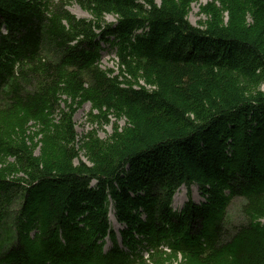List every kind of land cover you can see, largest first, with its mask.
Listing matches in <instances>:
<instances>
[{"label": "trees", "instance_id": "trees-1", "mask_svg": "<svg viewBox=\"0 0 264 264\" xmlns=\"http://www.w3.org/2000/svg\"><path fill=\"white\" fill-rule=\"evenodd\" d=\"M216 1L195 27L176 0H0V264H264V93L251 90L264 0ZM103 43L118 46V74L101 67ZM84 102L127 127L89 134L77 164ZM193 183L208 202L175 211ZM236 199L244 221L227 246Z\"/></svg>", "mask_w": 264, "mask_h": 264}, {"label": "rangeland", "instance_id": "rangeland-1", "mask_svg": "<svg viewBox=\"0 0 264 264\" xmlns=\"http://www.w3.org/2000/svg\"><path fill=\"white\" fill-rule=\"evenodd\" d=\"M181 5H186V9L188 10V19L192 25L195 27H205L207 22L210 19V15L206 12V7L208 4L213 3L219 9V3L216 0H176ZM158 5L163 3V0H155ZM68 10L80 20L86 21H95L94 17L87 11L83 10L79 5L71 3L68 6ZM223 18H227L226 14H224ZM106 24H116L117 18L113 15L105 16ZM140 33V32H139ZM102 57H101V67L106 71H112L113 74H118L120 72L119 67V58H118V46L111 44H102ZM7 62V61H5ZM141 85H145L146 83L140 80ZM151 88V87H147ZM252 92H263L264 93V80H262L259 85L251 87ZM64 107V104H62ZM76 112L73 117V122L75 124V129L77 132V139L73 145L76 148L77 160L75 161L77 164L79 161L87 162V159L83 156V149L85 143V138L89 134L95 135L98 139L102 141H108L112 136L114 129L118 126L120 129H124L127 127V123L125 119H116L110 115L107 116L109 122L105 120V116L99 115V113L93 109L92 104L89 102H84L78 106H76ZM31 132H39V128H31ZM41 138L43 136H39L35 139L37 146L34 145V156L38 157L41 155L42 151V143ZM88 141V139L86 140ZM64 146L63 143H60ZM75 153V154H76ZM10 161V159H8ZM88 164V163H87ZM22 176V173L19 174V177ZM95 185V182L92 183ZM200 185L197 183H193L190 189L186 187V185L180 186L174 194L172 208L177 212H182L187 205V203L192 200L196 205L201 206L207 203V196L203 194ZM243 201L240 199H236L231 202L228 207V214L226 219V225H224L223 235L221 244L231 246L234 239V230L237 225L244 221V215L242 214L241 206ZM109 221L112 229L116 232L119 243L122 245V237L121 232L126 229V226L120 224L115 216V208L113 205L110 207L109 213ZM219 221V217L216 222ZM264 222V220H263ZM25 224V222L23 223ZM36 232H32L31 238H33ZM104 250L108 252L112 248V242L109 238H106ZM35 246V244H33ZM140 248V247H138ZM165 264H183L182 257L180 255L177 256V259L170 258Z\"/></svg>", "mask_w": 264, "mask_h": 264}]
</instances>
